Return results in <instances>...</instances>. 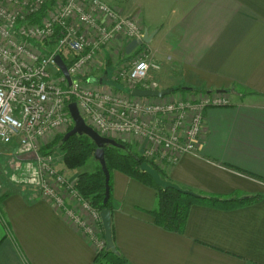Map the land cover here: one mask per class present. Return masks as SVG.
<instances>
[{"label": "crops", "instance_id": "1", "mask_svg": "<svg viewBox=\"0 0 264 264\" xmlns=\"http://www.w3.org/2000/svg\"><path fill=\"white\" fill-rule=\"evenodd\" d=\"M104 1L138 16L145 30L155 33L150 43L163 42L161 52H150L160 64L150 78L160 88L230 95L228 105L206 108L199 153L161 167L168 179L201 195L193 199L182 231L156 222L155 188L113 171L111 205L120 254L129 264H264V0ZM123 47L116 55L129 60L136 43ZM110 53H103L104 69ZM96 74L91 78L102 83ZM2 150L7 158L16 153V144H0ZM5 186L0 264H110L111 257L97 258L89 235L38 188ZM206 196L228 202L213 205Z\"/></svg>", "mask_w": 264, "mask_h": 264}, {"label": "built area", "instance_id": "2", "mask_svg": "<svg viewBox=\"0 0 264 264\" xmlns=\"http://www.w3.org/2000/svg\"><path fill=\"white\" fill-rule=\"evenodd\" d=\"M144 31L138 16L124 15L104 0H0V144H16L10 158L20 161V156L31 155L41 172L20 181L35 184L93 242L91 223L68 207L67 191L77 194L73 182L40 152L46 138L73 126L68 103L76 101L86 122L101 135L133 141L147 161L160 166L198 154L207 133L206 108L230 103V95L218 90L133 95L138 87L160 88L150 79L160 64L153 61ZM125 42L136 43L130 62L113 66L109 81L95 82L91 77L104 66L103 53L111 50L110 58H115ZM97 243L104 246L106 241Z\"/></svg>", "mask_w": 264, "mask_h": 264}, {"label": "trees", "instance_id": "3", "mask_svg": "<svg viewBox=\"0 0 264 264\" xmlns=\"http://www.w3.org/2000/svg\"><path fill=\"white\" fill-rule=\"evenodd\" d=\"M183 88V86H179L172 88L171 90L178 91L183 90ZM64 135L65 134L57 137L53 144H59V149L63 152V162L66 167L73 170L82 169L83 166L87 165L90 159L94 158V151L96 149L95 144L87 135L75 134L69 137L66 141H63ZM127 145L131 148L129 144ZM51 146L52 145H49L43 148L45 150L43 152L47 153L48 151H46V149L51 148ZM105 152L111 177L114 170H119L140 182L155 188L158 192V206L151 212L155 216L156 222L162 224L168 229L182 231L184 224L187 221L190 207L193 204V199L196 197L174 189L163 190L156 185L152 177L140 168L141 163L147 161V159L134 150H132V153H127L120 148L107 146ZM95 162L96 166L92 172L85 171L79 174L77 186L80 187V190L86 197L93 200L94 204L100 211L106 208L112 210V180L110 178V199L107 203H104L106 190L105 174L102 171L100 163L96 160ZM149 162L161 172L163 177L167 178L166 174L160 167L152 161ZM204 199L210 201L213 205H225V203L228 202L227 199L216 196H206ZM254 199L255 197L241 200L240 202L252 201ZM107 256L111 257V260L109 261L110 264H129L121 254H115L107 250L97 254V258L101 259Z\"/></svg>", "mask_w": 264, "mask_h": 264}, {"label": "rangeland", "instance_id": "4", "mask_svg": "<svg viewBox=\"0 0 264 264\" xmlns=\"http://www.w3.org/2000/svg\"><path fill=\"white\" fill-rule=\"evenodd\" d=\"M147 44H148V46L150 45L149 46V47H151L150 52L152 50V53L158 52V51L161 52L163 47H164L162 41L154 40L152 43L149 42ZM169 54H170V52H168L162 56L163 61H167V57ZM130 58H129V60H125L121 55H120V57H119V55L118 56L116 55L115 58H113V57L109 58L107 60V63H108L107 69H104L103 68L104 66H103L102 67L103 69L101 68L100 70H98L96 72L98 74V77L99 78L101 77V80H103V81H109V75L113 70L112 67L113 66L117 67L118 65L123 64V63L125 64V63H127V61L130 62ZM113 60L115 61V65L113 63ZM169 62H170V60H169ZM56 74L59 75L60 73H56ZM164 79L165 78L160 77V80L165 81ZM152 80H155V79H152ZM189 86L191 88H196V89L200 88V86L197 84H195V85L190 84ZM183 92H185V91H183ZM224 95L227 98L229 97L228 92H225ZM68 131L69 130L60 129L55 135H52L48 139L46 138V140H44V142L41 143L40 152H41V155H44L45 157H47V160L57 170V172L59 174L64 175L65 177H67V179H69L73 182L74 187L76 188L75 190L77 191V194L75 196L72 194L70 196V193L65 189V191H67V194H65V195L67 198V203L69 205L68 207H71L72 210L74 211V213L82 214L87 219V221H89L91 223V225L94 229V235H95V241L93 242V245L95 246V250L98 254V253H101V252L106 250V244L104 246H102L99 243H97V240L102 241L105 239L101 218L99 216L100 210L94 204L93 200L86 197L82 193V191L80 190V187L77 186V181L79 180V174L82 172H85V171L92 172L96 166V162H95V159L92 158L88 161L86 166L82 167V169H74L73 170V169H69L68 167H66V165L63 162V152L60 151L59 144H55V143L53 144V142L57 139V137L67 133ZM119 141L124 142L126 144H129L132 148L131 150H134V151L140 153V150H137V148L133 145V143L126 142L125 139L123 141L122 140H119ZM10 144H12V142L7 144V145H10ZM49 145H52V146H51V148L46 149V151H48V152L47 153L43 152V151H45L43 148H45ZM6 151L7 150H2V152H0V193L1 192L3 193V191L6 192L9 190V188H7L5 186L7 184L10 187L12 185L13 187H22V188H26V189L31 188L32 186H35L36 188H38L35 184L30 187L29 186L30 184L28 182L20 181V177L31 178L32 175H35V174H38V172L39 173L41 172L39 170L40 167L38 166V164L33 162V159H31L32 158L31 155L20 156V161H19L18 159L10 158V157H12L13 154L7 155V158H5L6 157L5 153H7ZM13 153L15 154V151ZM11 159H14V160H11ZM28 159H30V160L27 161ZM17 160L21 164H19ZM164 164H167V163H163L161 166L160 165H157V166L161 168ZM61 190H64V188L61 187ZM87 201H89L88 210L84 208L85 202H87ZM96 214L98 215V217ZM67 218H68V221H71V220H69V217H67Z\"/></svg>", "mask_w": 264, "mask_h": 264}, {"label": "water", "instance_id": "5", "mask_svg": "<svg viewBox=\"0 0 264 264\" xmlns=\"http://www.w3.org/2000/svg\"><path fill=\"white\" fill-rule=\"evenodd\" d=\"M155 33H149L148 29L144 31L143 39L146 43H149ZM56 61L59 66L62 68L63 73L66 77L71 80V76L68 72L67 65L65 64L61 55L56 56ZM222 91V90H218ZM172 92L169 88H154V89H143V88H135L133 90V95L141 96V97H162L164 95L170 94ZM68 108L73 117L74 124L72 128L65 133L63 137V141H66L69 137L78 134V135H87L95 144L96 149L94 151V159L98 161L101 165L102 171L105 174V198L104 203H107L110 199V178L111 173L108 167V162L106 158L105 148L107 146H114L122 149L127 153H132L131 148L124 142L119 141L113 137H107L101 135L96 129H94L91 125H89L84 117L82 116L80 109L77 105L76 101H71L68 103ZM140 168L142 171L146 172L149 176L152 177L156 185H158L163 190L174 189L179 192L200 197L201 195L190 190L183 188L178 183L174 182L171 179L165 178L162 176L161 172L155 168L150 162L144 161L141 163ZM100 218L102 222V227L104 230V237L106 240V250L111 251L115 254H120V251L115 243L113 237V212L111 209L106 208L100 211Z\"/></svg>", "mask_w": 264, "mask_h": 264}]
</instances>
